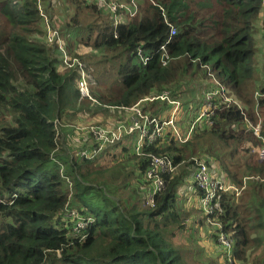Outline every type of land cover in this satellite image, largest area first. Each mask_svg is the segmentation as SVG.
Masks as SVG:
<instances>
[{"label": "trees", "instance_id": "1", "mask_svg": "<svg viewBox=\"0 0 264 264\" xmlns=\"http://www.w3.org/2000/svg\"><path fill=\"white\" fill-rule=\"evenodd\" d=\"M115 1L136 8V15L117 28L109 17L101 22L103 12L91 0H0V111L10 117L0 119V264H185L173 244L177 229L184 227L179 196L183 180L175 173L165 175V189L155 196L152 206L147 200L152 184L147 173L153 155L167 157L179 167L193 145V152L203 153L207 138L198 134L199 126L186 143L178 141L171 127H165L157 140L144 144L138 157L131 137L111 147L120 152V161L127 159L125 164L133 165L137 176L134 183L139 191L130 190L126 195L124 190L132 185L128 175L122 183L97 182L93 171H83L87 165H96L95 160H81L79 155L76 158L60 150L56 124L68 127L67 119H96V125L109 126L105 117L119 113L121 107H133L163 91L182 101L186 90L198 91L202 82L212 77L218 79L222 90H231L238 102L250 107L248 110L254 102L258 110L244 115L239 105L231 102L226 106L216 100L220 108L211 120L214 129L210 136L225 146L245 143L250 146L244 149L248 154L264 145L262 125L261 138L244 130L246 121L252 124L255 119L256 126L262 122L257 116L264 108V72H256L255 37L261 30L264 40V0ZM39 3L59 29L70 56L85 60L83 48H93L99 51L94 58L97 63L111 64L112 74L101 76L98 83L102 88L94 89L99 105L80 99L76 69L60 71L62 52L48 41ZM170 25L176 27L177 34L169 40ZM167 41L165 51L161 50ZM139 50L149 58L145 65ZM164 52L168 55L166 65L162 62ZM254 95L255 101L248 98ZM197 103V99L190 104L182 101L189 110L177 116L180 130L190 129ZM93 105L100 108L96 114L90 108ZM172 108L167 102H158L144 111L151 118L168 120ZM233 124L243 130H225ZM90 141L87 136V143ZM235 151L227 156L234 159ZM209 152L213 150L206 153L217 163L206 158L203 162L224 166L223 156L217 158ZM225 161V181L241 187L239 171L233 170L237 165ZM257 161L249 167L252 176H245L251 180L247 201L234 204L247 189L246 181L239 197L232 192L221 195L219 208L210 217L220 224L208 241L212 248L220 232L232 238V263L220 245L226 264L245 260L252 241L255 247L264 243V181L254 179L264 178V163ZM188 165L194 166V162ZM122 168L120 174H127L130 167ZM192 180L187 176L188 184ZM193 188L188 186L192 192ZM117 192L125 197L116 199ZM202 194L197 190L200 200ZM254 208L255 221L249 215L245 220L244 215ZM67 209L80 216L93 215L95 220L74 232V223L65 217ZM254 230L255 238L250 234ZM200 254L198 250L196 255ZM202 262L210 264L209 260Z\"/></svg>", "mask_w": 264, "mask_h": 264}, {"label": "built area", "instance_id": "2", "mask_svg": "<svg viewBox=\"0 0 264 264\" xmlns=\"http://www.w3.org/2000/svg\"><path fill=\"white\" fill-rule=\"evenodd\" d=\"M93 4L100 7L101 11L109 17L114 28L121 25H125L124 19L133 18L136 15V8L134 6H127L124 3H118L115 0H91ZM133 2V0H132ZM39 10L41 16L45 19V23L48 29V41L50 44H55L57 48L62 52V62L65 69H76L78 74L77 85L79 88L80 99L83 101H90L92 104L99 105L97 99L91 92V86H95V78L92 70L79 58L70 56L65 50L61 38L59 29L54 25L51 18L46 15L43 5L39 3ZM264 10V1H263ZM177 34V29L173 25H170L169 40ZM117 37V36H116ZM167 41L161 50L165 51ZM142 51H138V55L141 56V60L145 65L149 58L141 55ZM163 65L167 64L168 55L164 52L162 57ZM222 90V88H221ZM221 94V91H207L203 95V99L200 103H197V115L195 120L187 131L180 130L177 126V116L186 115L189 108L182 104V101L172 98L169 91H163L150 98L141 100L133 107L119 108V114L122 120L115 126H101V125H88L75 127L76 133H81L86 139L87 136L91 139V144L85 145L84 149L77 150L76 155H79L81 159L93 160L99 153H101L104 147H113L120 143H124L129 140L130 137L134 141L135 155L142 156V150L144 144L147 142L151 144L159 136H161L165 127H171L178 141L186 143L191 139L193 129H197L204 122L208 123V120L213 118L216 111L220 108V104L216 102L217 96ZM167 102L173 106L171 110V116L168 120H160L158 118H151L149 113H145L144 108L147 105ZM224 105L229 106L231 100L226 99L222 102ZM256 110H258V104L256 103ZM58 122V121H57ZM62 124H56L57 136L61 133ZM261 124L255 126V134L261 138ZM64 135V133H63ZM185 135V136H184ZM64 137H66L64 135ZM264 142V139L261 138ZM257 160L260 163H264V145L257 150ZM152 168L147 173L148 180L151 181V190L147 196L149 205H155V196L161 193L165 189L166 181L165 175L174 174L177 167H175L173 161L167 157H161L153 155L151 156ZM194 173L193 178V192L201 191L203 197L201 198V205L208 219L216 213L219 208L221 195L228 193H234L236 197H239L242 191L245 189L246 181H243V185L238 187L234 183L225 181L220 175H217L215 170L219 169L218 166H209L207 162H203L199 159H193ZM257 180L264 181V178L257 177ZM65 217L70 219L73 225L74 232H80L92 224L95 220L94 216H80L76 211L66 210ZM219 227V223H215ZM219 243L224 251V256L229 263H232V240L229 235L224 232H220L218 235Z\"/></svg>", "mask_w": 264, "mask_h": 264}, {"label": "rangeland", "instance_id": "3", "mask_svg": "<svg viewBox=\"0 0 264 264\" xmlns=\"http://www.w3.org/2000/svg\"><path fill=\"white\" fill-rule=\"evenodd\" d=\"M108 21L107 16L103 13L101 22L104 20ZM89 21H92L91 19L88 18ZM100 22V20H98ZM260 30V27H259ZM256 40V49L257 53L255 56L258 57V66H257V71L256 72H264V40L262 39V33L261 30L258 32V34L255 37ZM84 54H82V57L85 59H81L87 67H89L92 72L93 76L95 78V86H91V92L94 95V89L96 92H98L102 87L99 85L98 80L100 78H103V76L106 73L111 72V64L107 63H97L94 58L99 55V51L94 50L93 48H83ZM254 56V60H255ZM254 68V73H255V65H253ZM60 71H65L63 65H60L59 67ZM102 74V75H101ZM255 78V74H254ZM218 80V79H217ZM215 78H208L207 80L203 81L202 84L200 85V89L196 91V89H193L192 91H187L186 90V95L185 99L182 98L183 104H190L197 99V101L200 103V101L203 99V95L207 91H221V94L217 96V100L224 102L226 99L231 100L232 105H239L241 110L244 112V115L247 114L249 111H253L255 114V107L256 104L254 102L252 109L248 110L250 107L247 105H243L238 100L236 97L231 93V90L224 89L221 90V86L219 85V82ZM255 81V79H254ZM96 87V88H95ZM188 95H192L190 99H187ZM95 97V95H94ZM254 96H249L248 98H252L253 101H255ZM189 102H186V101ZM88 102V101H85ZM90 108L93 110V113H95V110L100 108L93 106H90ZM107 109V108H105ZM262 109V110H261ZM259 109V116L258 119H262L261 125L264 129V108ZM107 110H112V109H107ZM248 110V111H247ZM93 116H96L94 115ZM119 113H114L111 114L110 116L105 117V124L108 123L109 125L114 124V119H118ZM10 119L8 114L3 113L0 111V119ZM122 120V118H120ZM213 118L208 120V123L204 122L201 126H199V130L197 131L198 134L201 136H205L207 138L206 142V148L203 149V153L201 152H193L195 150V146L193 145L190 147L186 154L187 160H185L183 163L179 165L176 169V176L182 178V183L179 187V196H180V204H181V210H182V218L183 220L181 221V224L184 226L183 229L178 228L176 231V235L173 238V244H175L176 247H178V250L181 252L182 259L184 260L185 264H207L203 263L202 261L204 260H209L210 264H226V261L223 257V251L220 248V243H219V238L218 242L216 240H213L214 242V248H212L211 245L208 244V241H211L214 237L213 233H215L216 229L219 228L218 226L215 225L217 223V220L213 219H208V217L205 215V212L202 208L201 205V200L196 195V193H193L188 189V186H193V183H187V176L192 178V175L194 173V166L193 165H188V163L192 162L193 159H203L206 158L207 160H216L218 161L214 156L211 154L206 153V150H213V153L217 158H221L222 156L224 157V167L226 168L227 161L225 160H230L234 164L237 165V169H233L234 171L236 170L238 172V178L242 179L241 181H247V189L244 191L243 195L241 198L235 200L234 204L236 205H241L242 202L246 199L247 201V190L249 186V182L245 176H252L249 174V167L250 166H255L258 161H257V150L259 147H257L256 152L254 148V152L251 151L249 154L245 152L244 149L250 147L246 145L245 143L238 145L236 142V146H225L224 144L220 143L219 140L214 139L210 136V132L214 129V122L211 121ZM93 120V119H91ZM96 123V119L93 120ZM93 121L89 122L88 119H67L64 121V123H67L68 127H63L61 128V133L58 136V143H59V148L60 150L64 151L67 155L76 156V151L81 149L83 150L85 145L91 144L87 143V139L81 134V133H76L74 128L79 127V126H88L90 123ZM258 123V122H257ZM63 124V123H62ZM256 126V120L254 119V123H250L249 121H246V125L244 127V130L247 131H253ZM241 127V126H240ZM239 126L233 124V125H227L225 127V130L231 129L233 133H238L241 132L243 129H241ZM73 130V132H72ZM262 131V130H261ZM63 132H65L66 137H64ZM255 135V132H254ZM264 135V132H263ZM108 146L104 147L101 153H99L93 160H95L97 163L96 165L89 166L87 165L83 171L87 172L89 170L93 171L94 174V180L97 182H103L107 181L109 183H122L124 181L125 175H128L130 177V181L132 182V185L128 187L126 190H124L125 194L128 195L130 190H138V186L136 183V173H134L133 166L132 164H125L127 162L126 160L120 161L121 154L119 151H112V148ZM261 147V146H260ZM235 151V157L234 159H231L230 156H227L231 151ZM113 154H116L115 157H113ZM227 156V157H226ZM226 157V158H225ZM126 158V157H125ZM80 159V158H79ZM82 160V159H81ZM202 161V160H201ZM126 166H129L127 174H120L121 168L124 165H120L118 163H123ZM260 164V163H259ZM119 165V166H118ZM100 170H103L102 173H98ZM124 171V169L122 168ZM218 172H220V169H217ZM250 178V177H248ZM254 179L257 180V177ZM134 183V184H133ZM139 191V190H138ZM118 195H114L116 199H120V196L124 198V195H121L122 192H117ZM246 215H249L254 221H255V208L250 209L248 213L244 215V219L247 220ZM248 230V226H247ZM250 234L253 238H255V230L250 231ZM219 235V234H218ZM230 236V235H229ZM231 238V236H230ZM232 240V238H231ZM196 242V243H195ZM197 242L200 243V248L199 244L197 245ZM233 243V242H232ZM209 246V247H206ZM216 247V248H215ZM199 248V249H198ZM200 251V255L197 256L196 253L197 251ZM207 255V256H205ZM195 259V260H194ZM236 264H264V243L262 246L255 247V242L252 241V248H250L247 252V257L245 260H242L241 262L236 260Z\"/></svg>", "mask_w": 264, "mask_h": 264}, {"label": "crops", "instance_id": "4", "mask_svg": "<svg viewBox=\"0 0 264 264\" xmlns=\"http://www.w3.org/2000/svg\"><path fill=\"white\" fill-rule=\"evenodd\" d=\"M209 161H211L214 164L217 163L216 160H209ZM219 169H220V172H218L217 174L220 175L224 180H226V177H227L226 168L224 166H220ZM190 190H192V186H190Z\"/></svg>", "mask_w": 264, "mask_h": 264}]
</instances>
